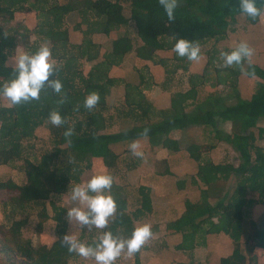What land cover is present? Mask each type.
<instances>
[{"label":"trees","instance_id":"obj_1","mask_svg":"<svg viewBox=\"0 0 264 264\" xmlns=\"http://www.w3.org/2000/svg\"><path fill=\"white\" fill-rule=\"evenodd\" d=\"M123 3V0H0V19L11 23L22 13L32 14L36 19L31 28L20 22L5 29L0 25V85L15 78L16 72L8 62L15 58L19 47L32 54L44 44L51 49L57 69L50 79L62 84L60 93L46 84L39 99L15 106L3 105L0 97V167L17 168L25 176L21 185L11 180L0 181V191L9 194L1 204L4 223H0V264H78L80 256L70 253L61 242L69 230L67 209L52 198L70 197L68 190L84 184L83 175L96 163L113 177L110 194L117 205L116 213L106 229L89 226L91 233L86 241H83L86 229H81L83 235L79 240L94 246L103 231H111L122 239L130 237L137 222L154 214L151 188L142 185L137 188L135 206L129 211L127 184L117 182L121 178L120 181H126L127 174L137 170L142 159L135 157L131 148H124L121 153L112 148L138 141H145L150 150L185 152L197 166L189 182L199 188V198L195 202L186 200L182 214L164 225L160 248L167 250L166 238L179 236L174 250L187 255L188 260L178 264H200L194 253L206 248L208 237L223 235L230 240L232 250L217 264H256V252H264V229L258 227L252 214L254 208L264 205V147L260 145L264 142V128L257 127L264 121V68L249 58L240 65L226 67L221 53L234 49H216L238 31L235 25L237 17L242 16L240 0H177L171 22L159 0H128V17ZM256 6L261 14L264 0H256ZM244 16L247 25L241 28L242 32L259 23L260 15ZM72 17L78 21L70 31ZM131 24L135 37H131ZM72 34L81 36L80 43L71 42ZM95 36L115 37L110 49L103 52L100 44L93 41ZM177 38L194 41L200 47L207 44L214 47L207 53L200 73H191L193 61L173 51ZM160 52H170L173 57L160 58ZM131 54L144 64L134 69L137 84L110 75ZM86 63L91 67L84 73ZM149 64L164 70L161 90L171 93L167 109H157L147 99V93L157 86ZM179 72L186 76L180 81L186 87L171 92L169 84ZM242 76L256 79L255 91L248 99L239 96L238 80ZM219 88L230 92L225 99L219 95ZM113 89H123L124 94L111 105L108 98ZM205 89L213 92L202 96ZM91 93H97L100 99L89 109L84 100ZM227 100L233 102L228 104ZM53 111L59 112L64 121L59 127L49 122ZM122 122L130 123V128L114 132ZM219 122L231 124L232 133H223ZM254 127L256 134L251 131L244 134ZM192 128L211 129L216 142L206 139L202 144L184 146L173 137ZM39 129L48 132V140L39 160L34 162L23 157V142L35 137ZM68 129H72L70 137L64 135ZM219 143L238 154L237 165L226 158L220 162L212 159ZM157 175L172 174L165 169ZM176 185L181 191L186 181H178ZM29 210H36L41 222L50 220L55 224L56 239L50 245L35 247L23 235ZM159 231L160 227H152L153 235ZM130 264H142L140 250L131 256Z\"/></svg>","mask_w":264,"mask_h":264},{"label":"rangeland","instance_id":"obj_2","mask_svg":"<svg viewBox=\"0 0 264 264\" xmlns=\"http://www.w3.org/2000/svg\"><path fill=\"white\" fill-rule=\"evenodd\" d=\"M128 0H123V5L125 8V15L129 16L128 11ZM78 21L77 18H71L69 20L70 31L72 25ZM25 24L28 27H32L36 23V19L32 14L22 13L17 14L15 20L13 22H6L0 19V25L2 28H9L16 25V23ZM246 19L245 16L237 17V23L235 25L236 29L238 30L236 33L230 34L228 39L224 42L219 43L216 46V49L219 51H223L224 49H235L240 43H246L252 50L253 55L249 58L251 62L257 63L261 68H264V9L259 17V23L253 27H247L245 31L242 32V27L246 26ZM130 33L131 37H135V29L133 24L130 25ZM115 36H111L110 38L104 36H95L93 37V41L97 44H100L102 51H108L111 46V41ZM72 43H80L81 36L79 34H72L70 38ZM214 48L212 44H207L205 46L200 47L201 55L200 59L197 61H193L190 66L191 73H200L204 64L207 61V53ZM23 53L21 47L17 49V53L15 58L8 62V65H14L15 59L18 57L19 54ZM160 58L163 59H172L173 54L170 52H160ZM144 64L138 63L134 57V54L128 55L122 66L118 69H112L110 75L116 78H122L128 83L137 84L138 83V76L135 73V68H140ZM150 74L153 76L154 82L157 85L153 88V90L147 93V99L156 107L157 109H167L170 103V96L171 93L163 92L162 84L165 81V74L164 70L160 67H154L151 64L148 65ZM91 67V64H84V73H87ZM184 74L181 72L177 73L174 76L173 81L169 84L170 91L175 92L178 90H182L186 87L183 83L180 85V81L182 80ZM186 77V76H184ZM184 80V79H183ZM256 87V79L252 78L249 79L245 76H242L238 80V92L239 96L242 99L250 98V96L254 93ZM221 92L219 95L222 98H226L230 92ZM210 89H205L202 96L210 94ZM124 92L123 89H113L111 91V95L108 98V104H113L118 99L122 98ZM233 100H227V103H232ZM2 104L8 105L9 103L5 98H2ZM219 122V128L223 133L231 134L232 133V126L229 123L221 124ZM130 123L122 122L118 127H116L113 131L125 130L130 128ZM257 127L264 128V121H260ZM257 133V129L249 128L247 132L244 134H248L249 132ZM174 138L179 139L182 145L190 144V143H198L202 144L205 143L207 140H212L216 142V138L214 133L211 129H201V128H192L185 132H178L173 135ZM48 140V132L44 129H39L36 132V136L25 140L23 142V157L29 158L30 160L36 162L39 160L41 149L47 145ZM208 140V141H209ZM138 146L136 151L142 153L141 159L142 163L141 166L130 173L127 174V179L125 177L124 180L120 181L119 179L117 183L127 184L128 187V199H129V211H132L135 206V200L137 198V188L142 185L151 188V199L153 203L154 214L150 217L143 219L141 222H137L136 226L144 223H148L151 227L157 226L160 227V231L157 234H154L151 239H149L141 248H140V260L142 264H178L183 261H187V255L183 253H178L174 250L175 245L180 242V237H170L166 238L168 249L164 250L161 249L160 246L162 242H164L163 235V227L166 223L173 221L174 219L178 218L182 212L184 207V202L186 200H190L192 202L197 201L199 198V188L190 185V177L196 171V164L192 162L187 154L180 153V154H170L166 153L162 150H150L148 144L145 141H138L135 142ZM132 144L126 143L122 145L114 146L112 149L116 153H121L124 148L129 149L131 148ZM261 146L264 147V142L260 143ZM217 149L212 154V159L215 162H220L224 158L232 162L234 165H237L239 162L238 154L235 153L229 146L224 143L217 144ZM135 157L137 155H134ZM166 163H165V162ZM17 167L20 163L16 164ZM167 169L172 174L171 176H158V172H164ZM101 173H106L107 171L102 167L100 163H96L93 169L89 172H86L83 175V183H87L91 177L94 175H98ZM11 180L18 185H21L25 182L24 174L19 171L17 168L12 167H0V181H7ZM184 180L186 181V186L183 190H179L177 188V182ZM228 188H231V184H228ZM9 197V194L6 191H0V223H4L2 214H1V204L5 202ZM52 200L67 210L72 207H78V202L72 201L70 197L63 196H54ZM30 215L28 217V224L23 229V235L30 239L35 247L40 245H50L55 239L54 233V223L50 220L41 222L39 218H37L36 210H29ZM48 213L51 215L50 208H48ZM253 219L257 223L258 227L264 229V205L257 206L252 211ZM23 216H18L17 219H21ZM86 232L85 238L83 241H86L87 236L91 233V229L89 226L85 227ZM74 234L79 239L83 233L81 231V227L77 225L75 222L69 224L68 234ZM224 237V236H223ZM228 239L227 237H225ZM229 240V239H228ZM156 243V245H154ZM226 243L223 239H212L209 238V248L199 249L195 253V260L200 264H217L220 257H224L229 253V250H232V244L224 246V247H217L219 244ZM154 245V246H153ZM148 248V250H143V248ZM159 248L160 251H157ZM256 264H264V252L258 250L256 252ZM78 264H95L94 260L87 259L85 260L82 257L76 261ZM131 263V256H128L125 253H121L120 257H118L116 264H130Z\"/></svg>","mask_w":264,"mask_h":264},{"label":"clouds","instance_id":"obj_3","mask_svg":"<svg viewBox=\"0 0 264 264\" xmlns=\"http://www.w3.org/2000/svg\"><path fill=\"white\" fill-rule=\"evenodd\" d=\"M168 20H174V12L177 0H159ZM241 14L247 17H258L260 9L256 6V0H240ZM173 51L179 57H186L189 61L200 59L199 44L184 38H177ZM253 50L246 44L240 43L231 52H222L223 63L226 67L234 64L240 65L242 61L250 58ZM13 69L16 72L14 79L0 85V97L7 100L9 105L15 106L39 99L41 90L47 84L56 93H60L62 84L57 79H50L57 70L55 61L51 58V49L47 44L42 45L35 53L23 52L15 59ZM99 95L91 93L85 97L84 106L94 108L99 102ZM49 122L56 127L64 123L59 112L49 114ZM64 135L70 137L72 129H68ZM70 142V141H69ZM133 154L141 156L136 151L135 143L131 146ZM113 185V177L106 173L94 175L86 184H77L71 187L70 198L78 202V207H72L66 211V219L69 224L75 222L83 229L91 226L95 229H106L111 218L116 213V202L110 194ZM153 236L152 227L148 223L136 226L130 237L122 239L115 237L111 231H103L98 242L86 244L74 234H65L61 242L67 245L70 253L87 259L94 260L95 264H116L121 253L132 256Z\"/></svg>","mask_w":264,"mask_h":264},{"label":"crops","instance_id":"obj_4","mask_svg":"<svg viewBox=\"0 0 264 264\" xmlns=\"http://www.w3.org/2000/svg\"><path fill=\"white\" fill-rule=\"evenodd\" d=\"M248 99V98H247ZM209 238H214V239H223V240H225V242L226 243H223V244H219V245H217V247H224V246H227V245H229V247H230V245H231V243H230V240H228V239H226L225 237H223V235H219V236H210V237H208V240H207V246H206V248H209ZM196 253V252H195ZM194 253V254H195ZM231 253V250H229V253L226 255V256H228L229 254ZM226 256H224V257H226ZM220 258H222V257H220ZM219 258V259H220ZM219 261V260H218Z\"/></svg>","mask_w":264,"mask_h":264}]
</instances>
